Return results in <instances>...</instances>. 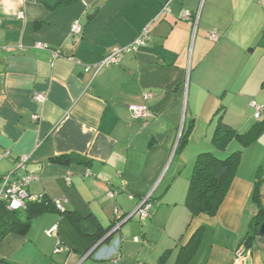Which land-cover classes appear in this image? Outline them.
<instances>
[{
  "label": "crops",
  "instance_id": "crops-1",
  "mask_svg": "<svg viewBox=\"0 0 264 264\" xmlns=\"http://www.w3.org/2000/svg\"><path fill=\"white\" fill-rule=\"evenodd\" d=\"M62 1L0 0V183L27 156V171L38 176L27 191L50 204L31 219L26 233L4 238L0 264H243L236 262V252L247 239L245 264H264V236L254 234L258 207L252 201L260 170L264 180V131L243 149L215 216L193 218L186 206L195 158L204 152L224 158L239 150L236 140L225 151L215 148L216 117L241 134L261 119L245 117L255 113L253 102L264 108V89L238 85L241 73L231 90L224 79L210 83L202 75L209 60L221 72L229 60L241 61L243 45L251 49L258 33L250 38L243 29L264 19V0H174L170 13L158 19L168 0ZM184 11L192 13L190 21L182 18ZM75 23L83 28L80 36L72 33ZM147 27V45L124 55L120 65L95 79L84 72ZM214 29L220 35L216 43L208 37ZM36 43L62 55L52 58L49 51L34 49ZM258 66H244L246 80ZM260 68L264 76V64ZM38 94L46 96L43 103L36 101ZM144 105L153 115L134 118L129 108ZM232 110L236 119L228 118ZM67 155L91 164L49 162ZM111 191L118 194L111 197ZM149 194L150 218L126 221ZM53 202L63 211L94 216L105 231L123 225L89 256L100 242L80 234ZM198 230L196 249L179 260ZM57 240L63 250L54 254Z\"/></svg>",
  "mask_w": 264,
  "mask_h": 264
},
{
  "label": "trees",
  "instance_id": "trees-1",
  "mask_svg": "<svg viewBox=\"0 0 264 264\" xmlns=\"http://www.w3.org/2000/svg\"><path fill=\"white\" fill-rule=\"evenodd\" d=\"M74 1L77 0H63L61 4L66 5ZM261 40L262 41L260 46L264 48V35ZM219 117L220 119L218 121V125L212 137V143L218 151H225L229 144L235 140L240 141L242 145L246 147L253 143L264 131V128H261L262 125H255V127L251 131L247 132L246 134H241L230 125L226 124L223 121L222 116ZM187 132L188 130L186 131V134L182 135L179 148H181L182 145L187 142ZM242 154L243 150L241 149L230 153L224 158H220L215 152H204L199 154L195 158L193 173L189 180V187L186 197V206L193 218L198 215H207L213 217L217 214L221 204L223 203L231 188L233 180L236 177ZM49 162L60 165H70L72 163H77L80 165L89 166L91 164L89 161L82 159L77 155L56 157L50 159ZM13 171L8 173L7 175L11 174ZM26 172L33 173L27 171V168ZM262 172L263 171L260 170L258 173L259 177L252 194V201L258 207V215L254 218V234H259V228L264 221V206L261 203V195L264 184V180H262L261 177ZM19 174L21 176L23 173ZM152 201L153 199L151 197V203ZM49 205L50 204L46 200H44L43 197H41L39 201L28 202L25 210L13 211L9 210L5 203L0 202V243L9 234L26 233L30 227L31 219L34 216L46 211ZM53 206L56 208L54 202ZM60 213L70 219V221L80 232V234H83V236L85 237L91 238L94 241V244H98L104 239L106 243L112 240L111 236H107L110 230H112L114 227H112L110 230L105 231L103 228H101L94 216L91 215L84 218L75 212H69L65 210L60 211ZM201 233L202 230H198L193 235L187 248H185L183 252H181L179 260L182 259V257L186 254V251L187 255L190 256L191 253L196 249L200 241ZM247 243L248 239L245 241V245H248Z\"/></svg>",
  "mask_w": 264,
  "mask_h": 264
},
{
  "label": "built area",
  "instance_id": "built-area-1",
  "mask_svg": "<svg viewBox=\"0 0 264 264\" xmlns=\"http://www.w3.org/2000/svg\"><path fill=\"white\" fill-rule=\"evenodd\" d=\"M174 0H168L165 5L162 7L161 11L157 15L156 19L170 13V5ZM19 18H23V13L18 14ZM182 18L186 21H190L193 18L192 13L189 11H184L182 13ZM197 25V21L195 26ZM149 28L147 27L144 29L140 35L128 46L122 48H115L110 50L105 57L97 64L86 66L84 72L89 74L92 79H95L102 70L106 68H111L114 66L120 65L124 55L136 52L139 49L145 47L147 45L149 39ZM83 32V28L78 24L75 23L72 27V33L75 36H80ZM210 41L216 43L220 39V35L216 29L212 30L209 33ZM34 49L40 51H49L52 55V58H57L62 55L60 50H49V48L42 44L36 43L34 45ZM21 51H25L24 48H20ZM150 96L148 94L145 95V98L148 99ZM46 96L44 94L36 95L35 99L39 103H43L45 101ZM251 107L255 110V118L259 119L261 113L263 112V107L257 105V103H251ZM130 111L133 114L134 118H150L153 114L151 109L148 106H131ZM38 116H34V120H38ZM6 154L5 156H7ZM30 162V158L27 156L21 157L15 166L14 171L3 177L0 183V202H3L7 205L9 210L17 211V210H25L27 207L28 202H36L41 199L40 196L30 194L27 189L29 185L38 180V176L33 173H27L26 168ZM19 173H23L21 176ZM124 187V185H123ZM118 194L117 191H111L109 195L114 197ZM152 194L146 195L143 197L141 204L136 209L134 214L129 216L126 220L131 219L133 216H137L141 222L146 221L151 213L152 210V203H151ZM131 200L134 199V196L129 197ZM56 208L58 211H63L62 206L59 203H55ZM119 228V226H117ZM58 226L53 227L51 230L47 231V235L52 237L54 233L57 232ZM136 242L139 241L138 238L134 239ZM115 248H118L120 245V240L117 239L115 242ZM63 250L62 244L60 240H57L56 247L54 249V254H59ZM236 262L238 263H247L249 260V252L246 248V245L243 244L240 246L236 252Z\"/></svg>",
  "mask_w": 264,
  "mask_h": 264
},
{
  "label": "rangeland",
  "instance_id": "rangeland-1",
  "mask_svg": "<svg viewBox=\"0 0 264 264\" xmlns=\"http://www.w3.org/2000/svg\"><path fill=\"white\" fill-rule=\"evenodd\" d=\"M196 16H198V14H196ZM260 21H261L260 23H251V25L246 27L245 30L243 29L245 36L253 37V35L258 33L257 36H259V38L255 41L254 45H252L251 49H250V47H246V45H243L244 50H242L243 56L242 57L240 56L241 61L240 60L237 61L236 59L229 60V62L225 64L226 66H225L224 71L218 72L213 67L214 63L209 60L208 64H210V65L208 66V68L206 70H204V73L202 75L204 79H206L210 83H220L224 79V82L226 84V90H231V87L236 82L238 75L241 73L240 82L238 83V85H243L245 87L246 86L247 87H250V86L253 87V85H254L255 86L254 88H256L258 91L264 89V76H263V73H261V68H260L261 64H264V48L262 46H260L261 41H262L261 39L263 38V35H264V19L262 18V20L260 19ZM239 30H240L239 28H235V30H234L235 33L233 34V35H235V37H236V33L239 34L238 33ZM208 37H209V35H208ZM233 38H234V36H233ZM245 39H247V38H245ZM258 40H259V42H258ZM226 51H228L229 53H232V50L230 49V47H226ZM258 63H259L258 67L260 69L258 68V70H257V67H256V75L252 76L250 80H246V77L249 75V72L247 69H244V66L246 65V68H248L249 65H252V64L257 65ZM240 70H241V72H240ZM212 92L213 91H211V93ZM225 94H226V91L221 92L219 95V98H220L219 100L222 101ZM232 97L233 96H230V98L227 99V103L229 102V100H231ZM259 106L263 107L262 105H259ZM236 107H234V108L237 109ZM223 111H224V108L221 109V112H223ZM233 111L234 110L231 111L228 118L232 117V115H233V118L236 119L234 114H232ZM236 114H239V112H236ZM254 114L255 113L252 110L251 112H249L246 115L245 118L246 119H249V118L252 119L255 116ZM260 117H261V119L258 120L257 125H262L261 128L263 129L264 128V112L261 113ZM219 119H220V117L217 116L215 121H214L215 127H217ZM226 120H228V119H226ZM248 130H249V128H248ZM249 131H251V130H249ZM249 131H242V134H246ZM237 142H238V144L237 143L235 144L237 146V148H239V150L240 149L243 150L245 147L242 145V143L240 141H237ZM136 221H138V220L136 219Z\"/></svg>",
  "mask_w": 264,
  "mask_h": 264
},
{
  "label": "water",
  "instance_id": "water-1",
  "mask_svg": "<svg viewBox=\"0 0 264 264\" xmlns=\"http://www.w3.org/2000/svg\"><path fill=\"white\" fill-rule=\"evenodd\" d=\"M131 218H132V217H131ZM128 220H130V219H128ZM126 221H127V220H126ZM126 221H124V222H126ZM122 225H123V224L118 225L119 228L115 227V228H114V229L108 234L107 237H109V236L113 237V236L116 234V232L120 229V227H121ZM259 234H260L261 236H264V221H263L262 225L260 226ZM107 237H106V238H107ZM104 244H106L105 239H104L103 241H101L99 245H97V247L92 251V253L89 254V256H92V255L94 254V252H95L98 248L102 247Z\"/></svg>",
  "mask_w": 264,
  "mask_h": 264
}]
</instances>
